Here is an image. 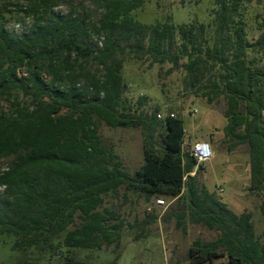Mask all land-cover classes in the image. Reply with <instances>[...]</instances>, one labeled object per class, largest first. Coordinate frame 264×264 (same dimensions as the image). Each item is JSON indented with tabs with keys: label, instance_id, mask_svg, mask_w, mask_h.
I'll return each instance as SVG.
<instances>
[{
	"label": "trees",
	"instance_id": "16d2710c",
	"mask_svg": "<svg viewBox=\"0 0 264 264\" xmlns=\"http://www.w3.org/2000/svg\"><path fill=\"white\" fill-rule=\"evenodd\" d=\"M146 1L93 0L92 20L55 12L59 0H0V158H10L0 169V241L12 239L14 264H109L82 253L120 245L124 222L107 202L121 188L182 203L178 226L188 216L217 230L192 241L190 264H264V230L255 231L252 212H235L198 183L203 165L190 143L184 148L183 118L145 114L144 97L134 107L122 74L130 55L174 66L185 58V89L209 103L225 100L227 148L247 145L249 189L264 216V3L252 12L262 0H213V23L145 24L132 11ZM12 19L22 27L8 28ZM102 125L144 130L145 162L135 176ZM159 125L157 151L148 143Z\"/></svg>",
	"mask_w": 264,
	"mask_h": 264
},
{
	"label": "rangeland",
	"instance_id": "374dc122",
	"mask_svg": "<svg viewBox=\"0 0 264 264\" xmlns=\"http://www.w3.org/2000/svg\"><path fill=\"white\" fill-rule=\"evenodd\" d=\"M263 3L264 0L260 3L254 1L250 5L251 11H260ZM214 8L213 0H200L198 3L188 0L185 3L180 0H147L142 7L133 10L132 15L145 24L165 22L169 19L177 24L193 20L213 23ZM54 9L55 12H73L92 20L98 15L93 0H59ZM28 19L25 25L30 23ZM21 27L15 19L8 22V28L12 30ZM258 33L256 31L254 37ZM92 43L102 45L99 37H94ZM177 45L176 39L173 50L177 49ZM184 62L185 58L182 57L180 65L174 66L171 62L152 63L148 57L136 59L128 56L122 69L126 84L125 95L134 107L139 97H144L145 102L139 110L147 115H151L155 109L162 113L163 117L168 111L180 115L185 127L184 148L190 143L191 150L197 140L211 142L213 156L203 162V167L198 170V183L205 184L235 212L251 211L254 229L261 233L264 230V216L259 208L260 197L249 189L251 177L247 145L240 144L233 150H228L224 135L227 119L223 114L226 102L220 98L209 103L205 97L196 96L185 89L186 72L182 66ZM88 66L98 73L102 72L96 61L90 62ZM101 130L107 141L113 144L121 155L129 174L135 176L136 170L145 162L144 130L140 127L111 128L106 125H102ZM162 131L163 128L159 125L148 147L160 151L163 144ZM9 161L10 158H0V169ZM125 192V189L121 188L118 195L112 196L107 202L108 206L119 212L124 222L121 243L118 247L110 245L101 250L83 251L82 254L88 255L94 261L109 264H190L187 253L192 241L196 238L211 240L218 234L217 230L191 223L188 216L185 218L186 228L178 226L177 213L181 211L182 203L177 200L165 196L147 199L135 190L127 191L125 198ZM158 198L164 199L167 206L158 205ZM151 214L156 217L150 218ZM144 233L148 234L142 236ZM11 242L9 237L0 241L1 264H14L17 259V253L10 250ZM224 262V258H217L206 264Z\"/></svg>",
	"mask_w": 264,
	"mask_h": 264
},
{
	"label": "built area",
	"instance_id": "2783aa9c",
	"mask_svg": "<svg viewBox=\"0 0 264 264\" xmlns=\"http://www.w3.org/2000/svg\"><path fill=\"white\" fill-rule=\"evenodd\" d=\"M167 114L170 115V116H175L176 115V113L174 111H168L166 113V115ZM158 117L162 118L163 114L162 113H158ZM191 150H192V154L197 159V165L209 160L213 156L212 145H211V142L208 141V140H197V141H195L193 143V145H192ZM194 172H191V173L193 174ZM156 202H157L158 205L167 206L166 201L164 199H162V198H158L156 200Z\"/></svg>",
	"mask_w": 264,
	"mask_h": 264
}]
</instances>
